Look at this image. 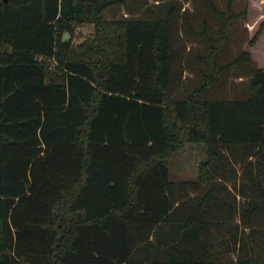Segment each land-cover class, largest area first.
Returning a JSON list of instances; mask_svg holds the SVG:
<instances>
[{"label": "trees", "instance_id": "16d2710c", "mask_svg": "<svg viewBox=\"0 0 264 264\" xmlns=\"http://www.w3.org/2000/svg\"><path fill=\"white\" fill-rule=\"evenodd\" d=\"M205 1L208 72L174 97L173 7L110 20L115 1L0 0V264H264V66L229 49L247 4ZM229 76L243 86L215 93ZM190 142L208 153L193 195L169 163ZM237 194L254 245L234 260L215 234L239 229Z\"/></svg>", "mask_w": 264, "mask_h": 264}, {"label": "rangeland", "instance_id": "374dc122", "mask_svg": "<svg viewBox=\"0 0 264 264\" xmlns=\"http://www.w3.org/2000/svg\"><path fill=\"white\" fill-rule=\"evenodd\" d=\"M108 1H115L103 11L105 17L110 20L125 17L154 18L166 15L167 10L173 7L170 22L175 59L174 97L186 96L201 85L203 82L201 71L208 72V63L205 58L209 53L208 36H217L221 24V20L209 9L205 0H99L101 3ZM245 4L248 6L247 21H241L234 27L231 32L229 49L234 54L239 50H249L256 65L263 67L264 34L255 45L252 46L249 42L259 29L261 22L264 21V0H236L237 9L243 8ZM94 31L93 22L77 24L74 34L69 35L67 39L77 44L85 37L93 35ZM238 80L229 76L227 83L218 87L215 93L232 95L233 87L243 86L238 83ZM207 159V146L204 143H186L170 158L171 179L177 183L182 182L188 194H195L193 190L200 192V188L206 186L205 183L200 182V176L202 166ZM232 163L240 170V164L236 160H232ZM210 186L212 184L207 183V187ZM228 188L234 190L230 181H228L226 191Z\"/></svg>", "mask_w": 264, "mask_h": 264}, {"label": "crops", "instance_id": "0c3cea01", "mask_svg": "<svg viewBox=\"0 0 264 264\" xmlns=\"http://www.w3.org/2000/svg\"><path fill=\"white\" fill-rule=\"evenodd\" d=\"M263 34L261 36H263ZM245 200V197L240 194H237L239 211L237 215L234 216V219L232 220V225L239 224V229L237 230L236 228H232L227 231H218L215 234L216 248L223 252L229 248L230 251L228 255L231 256V258H233L234 260H237L241 251L246 252L248 249H251L252 245H254L251 239L252 236L250 228L243 226L241 221L240 204L243 203Z\"/></svg>", "mask_w": 264, "mask_h": 264}, {"label": "water", "instance_id": "95a60500", "mask_svg": "<svg viewBox=\"0 0 264 264\" xmlns=\"http://www.w3.org/2000/svg\"><path fill=\"white\" fill-rule=\"evenodd\" d=\"M69 35H70L69 33H66L65 34V39H67L69 37Z\"/></svg>", "mask_w": 264, "mask_h": 264}]
</instances>
